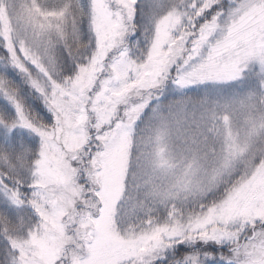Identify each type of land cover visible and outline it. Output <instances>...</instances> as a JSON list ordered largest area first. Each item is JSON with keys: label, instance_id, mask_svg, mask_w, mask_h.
<instances>
[{"label": "snow or ice", "instance_id": "snow-or-ice-1", "mask_svg": "<svg viewBox=\"0 0 264 264\" xmlns=\"http://www.w3.org/2000/svg\"><path fill=\"white\" fill-rule=\"evenodd\" d=\"M0 264H264V0H0Z\"/></svg>", "mask_w": 264, "mask_h": 264}]
</instances>
